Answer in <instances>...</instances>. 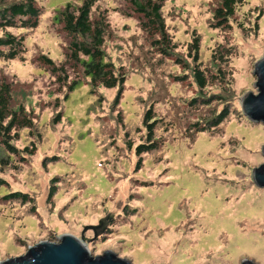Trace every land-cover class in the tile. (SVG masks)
<instances>
[{"label":"rangeland","instance_id":"rangeland-1","mask_svg":"<svg viewBox=\"0 0 264 264\" xmlns=\"http://www.w3.org/2000/svg\"><path fill=\"white\" fill-rule=\"evenodd\" d=\"M83 1L37 0L43 15L39 28L27 32L25 55L0 62V78L16 84L15 103L33 111L42 136L36 156L18 170L0 172L6 182L0 189V263L25 256L39 243L72 236L93 257L112 252L132 264H264V189L253 179L264 165V126L244 117L241 105L247 94H257L264 0H244L227 30L215 26L220 0H163L167 32L177 46L170 57L154 48L129 4L100 0L93 18L104 15L111 26L105 52L127 75L118 103L119 89L92 96L87 84L65 100L67 89L37 62L41 54L56 64L64 60L66 37L54 18L58 9ZM194 39L200 40L202 60L221 44L232 48L226 67L231 88L225 94L217 85L203 92L223 95L230 117L199 135L195 123L206 127L226 105L191 106L200 89L191 71L175 61L193 68L188 46ZM203 64L214 71L209 60ZM151 108L163 122L156 131L162 150L143 156L138 170L133 150L146 139L143 117ZM22 134L15 143L19 149L33 141ZM54 178L57 194L49 203ZM5 192H20L31 202H6Z\"/></svg>","mask_w":264,"mask_h":264},{"label":"trees","instance_id":"trees-1","mask_svg":"<svg viewBox=\"0 0 264 264\" xmlns=\"http://www.w3.org/2000/svg\"><path fill=\"white\" fill-rule=\"evenodd\" d=\"M0 0V62H14L21 59L26 53V35L28 31L37 30L40 25L42 10L37 7V0H25L20 3L5 4ZM129 4L134 12L140 16L141 28L150 38L154 48L164 57L172 56L176 45L167 32L165 20L163 18V0H124ZM100 0H84L79 6L69 4L61 10H57L54 21L61 26V32L66 37V47L64 60L56 64L49 56L41 54L37 62L47 68L55 83L62 89L65 87L68 94L74 93L78 88L89 86L90 94L95 96L99 90L113 91L119 89L116 102L122 98V93L127 82V75L124 68L118 69L108 58L105 52L106 41L111 36V26L104 15L93 18V11ZM245 5L244 0H220V4L214 13L216 28L230 29V21L236 15L237 9ZM214 26V27H215ZM213 27V28H214ZM244 30V29H243ZM12 31H17L15 35ZM21 32V33H20ZM174 44V45H172ZM188 58L194 64L189 68L180 59L175 61V65L189 69L194 84L200 89V98L194 99L191 106L197 103L202 107H210L213 103L226 105L225 108L207 123H195L196 134L212 132L223 126L230 117V103L223 95L208 96L203 92L213 86H218L225 94L223 89L231 88L226 67L232 57V48L219 45L215 48L208 59L200 57V40L194 39L188 46ZM212 63L214 71H205L203 62ZM75 75L72 79L71 75ZM187 76L177 77L178 82H182ZM84 81H86L84 83ZM15 83H9L5 77L0 78V172L18 170L19 166L27 162L29 157L36 156L38 152L37 141H42V136L36 124V115L33 111H28L25 105H16V94L18 89ZM60 101L56 100V107L59 108ZM153 109H149L143 117V126L147 132L144 142L134 148V153L139 159L138 170L142 163V157L151 156L161 152L163 141L156 137V131L161 120L154 115ZM61 122V115H58L53 124ZM129 131L132 129V122H128ZM27 132L28 138L33 140L28 146L19 149L15 143L21 142L23 134ZM186 139H189L186 137ZM40 141V143H41ZM129 148L132 149L129 144ZM104 158L100 159L99 164L105 166ZM101 165V166H102ZM108 165V164H107ZM57 180L54 178L52 189L49 195V203L52 202L57 194ZM6 182L0 179V189L4 188ZM1 198L6 202L21 201L23 204L31 202L27 195L20 192L3 193Z\"/></svg>","mask_w":264,"mask_h":264},{"label":"water","instance_id":"water-1","mask_svg":"<svg viewBox=\"0 0 264 264\" xmlns=\"http://www.w3.org/2000/svg\"><path fill=\"white\" fill-rule=\"evenodd\" d=\"M257 94L249 93L241 101L244 117L254 124L264 126V59L255 67ZM264 157V148H263ZM253 179L256 186L264 189V165L255 169ZM0 264H132L120 259L112 252L93 257L83 242L72 236H63L59 243L42 242L28 250L25 256L7 260ZM243 264H253L245 262Z\"/></svg>","mask_w":264,"mask_h":264}]
</instances>
